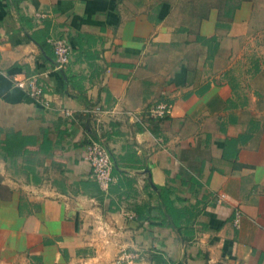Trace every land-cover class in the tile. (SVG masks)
<instances>
[{
    "label": "crops",
    "instance_id": "crops-1",
    "mask_svg": "<svg viewBox=\"0 0 264 264\" xmlns=\"http://www.w3.org/2000/svg\"><path fill=\"white\" fill-rule=\"evenodd\" d=\"M263 8L0 0V264H118L122 253L150 264L154 251L172 263L264 264V64L251 56L264 49ZM49 37L70 47L63 71ZM30 76L48 106L12 80ZM161 101L162 119L125 114ZM96 106L114 115L83 114ZM90 139L110 154L106 191L84 157ZM161 191L179 228L157 209Z\"/></svg>",
    "mask_w": 264,
    "mask_h": 264
},
{
    "label": "built area",
    "instance_id": "built-area-1",
    "mask_svg": "<svg viewBox=\"0 0 264 264\" xmlns=\"http://www.w3.org/2000/svg\"><path fill=\"white\" fill-rule=\"evenodd\" d=\"M47 42L52 46L53 53L55 55L56 69L64 70L65 66L68 64L70 59V47L64 38H48ZM13 83L15 86L25 89L30 97L35 101L42 102L44 105L48 106V102L43 100V85L34 76H30L23 79H18L13 77ZM170 104L166 102H158L149 105L145 110L141 112H130L126 111V115L133 119L134 121L142 122L143 120H155L164 118L170 111ZM114 110L102 109L99 106L89 107L84 110L83 114L89 115H99L106 113L107 115H114ZM64 115L72 116L70 110H64ZM158 141H161L159 138ZM85 159L89 162L91 167L92 175L102 189L106 191L109 187L110 182L113 180L112 176V162L110 158L109 151L104 143L100 139H90L85 147L84 153ZM224 195H220L223 198ZM240 213H235L234 224L238 227ZM120 261L126 260L130 261L132 258L130 255L123 253L121 254Z\"/></svg>",
    "mask_w": 264,
    "mask_h": 264
},
{
    "label": "trees",
    "instance_id": "trees-1",
    "mask_svg": "<svg viewBox=\"0 0 264 264\" xmlns=\"http://www.w3.org/2000/svg\"><path fill=\"white\" fill-rule=\"evenodd\" d=\"M254 68L257 67L254 66ZM158 198H159V205L157 207L158 211H160V213H162L165 216V218L168 219L170 226H173L174 228H179V224L177 220L182 216V212H180L179 209H176L173 206L172 201L169 198V192L161 191L158 194ZM149 260H150V264H183L181 262L172 263L162 253L155 251L151 252Z\"/></svg>",
    "mask_w": 264,
    "mask_h": 264
},
{
    "label": "rangeland",
    "instance_id": "rangeland-1",
    "mask_svg": "<svg viewBox=\"0 0 264 264\" xmlns=\"http://www.w3.org/2000/svg\"><path fill=\"white\" fill-rule=\"evenodd\" d=\"M261 22H264V8L260 11V15H258L257 18H256V20H255V23H254L255 24V27H256V25H259V23H261ZM260 39H261V42L262 43H258V45H261V46L264 47V33H263V36ZM259 55L262 57L263 64H264V49H258L256 51H254V53L251 56L252 57L258 56L259 57ZM263 103H264V100H263ZM261 118H264V115H261ZM132 259L133 258H130V261L129 262H131ZM115 262H117L118 264H129V262H127L126 260L120 261V257H117L116 260H115ZM75 264H85V262H79V263H75Z\"/></svg>",
    "mask_w": 264,
    "mask_h": 264
},
{
    "label": "water",
    "instance_id": "water-1",
    "mask_svg": "<svg viewBox=\"0 0 264 264\" xmlns=\"http://www.w3.org/2000/svg\"><path fill=\"white\" fill-rule=\"evenodd\" d=\"M61 71H63V70H61Z\"/></svg>",
    "mask_w": 264,
    "mask_h": 264
}]
</instances>
